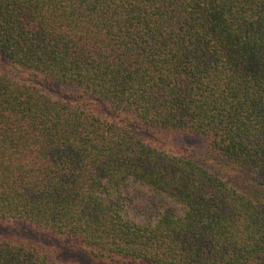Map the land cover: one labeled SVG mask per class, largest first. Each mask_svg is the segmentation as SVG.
<instances>
[{"label":"trees","instance_id":"1","mask_svg":"<svg viewBox=\"0 0 264 264\" xmlns=\"http://www.w3.org/2000/svg\"><path fill=\"white\" fill-rule=\"evenodd\" d=\"M10 220L0 264H264V0H0Z\"/></svg>","mask_w":264,"mask_h":264},{"label":"rangeland","instance_id":"2","mask_svg":"<svg viewBox=\"0 0 264 264\" xmlns=\"http://www.w3.org/2000/svg\"><path fill=\"white\" fill-rule=\"evenodd\" d=\"M197 141V138H193ZM0 233H7L15 236H27L33 237L35 239H42L39 235L35 234L33 229L27 225L26 223H22L16 220H10L0 225ZM45 241V239H42ZM72 259L77 260L79 264H111L103 260H97L94 258H90L84 254H74L73 252L70 253ZM74 255V256H73Z\"/></svg>","mask_w":264,"mask_h":264}]
</instances>
